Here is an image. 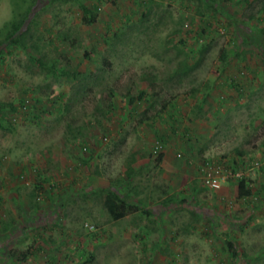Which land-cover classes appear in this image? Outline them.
I'll return each mask as SVG.
<instances>
[{
    "label": "rangeland",
    "instance_id": "374dc122",
    "mask_svg": "<svg viewBox=\"0 0 264 264\" xmlns=\"http://www.w3.org/2000/svg\"><path fill=\"white\" fill-rule=\"evenodd\" d=\"M209 1L0 0V264H264V0Z\"/></svg>",
    "mask_w": 264,
    "mask_h": 264
},
{
    "label": "trees",
    "instance_id": "16d2710c",
    "mask_svg": "<svg viewBox=\"0 0 264 264\" xmlns=\"http://www.w3.org/2000/svg\"><path fill=\"white\" fill-rule=\"evenodd\" d=\"M38 1L39 0H31L30 10L34 7V5ZM47 1L54 3V2H65L66 0H47ZM70 1H74L75 3H78V8L82 12L80 22L83 25L89 26L95 22V20H96V13H95L96 6L88 7L86 5L80 4L78 2V0H70ZM210 1L208 2L207 6L211 7L213 5V7L216 9L217 7H216L215 3H212L213 2L212 0H210ZM26 18H27V16H25L22 20L18 21L17 23L12 24L11 31L5 37V40H6V42H8V45L23 47V40L21 39L19 32L22 31L23 24H24V21L26 20ZM239 30L240 29L238 27H235V35L239 34ZM8 45H6V47ZM220 59H221L223 65H225L227 63L226 62L227 60H226V57L224 56V54L221 55ZM48 70L50 72H52L55 70V68L52 65L48 68ZM60 73H61V75L66 76V77L71 75V73H69L67 71H62ZM111 96H112V93L111 92L108 93V97L110 98ZM141 96H142V93H139L137 99L141 98ZM109 98H108V100H109ZM134 100L135 99L130 98L128 103L132 104L134 102ZM23 103H24V101H21L19 104L23 105ZM107 108H110V103L107 105ZM11 109L14 111L13 108H11ZM9 124L10 123H8L6 119L4 121L2 120V121H0V128L4 129V128L10 126ZM248 193L249 192L247 191V194ZM248 195H250V194H248ZM103 206H104L106 213L108 214V216L110 217V219L112 221L120 220V219L126 217L127 215H129L131 213H136L139 210L136 205L130 204L125 196H121L117 191L110 190V189L105 191ZM226 250L231 257L236 256V254L233 251V246L231 245V243H226ZM25 257H26V253L21 254L19 257H17L18 262L19 261L22 262L23 260H25Z\"/></svg>",
    "mask_w": 264,
    "mask_h": 264
},
{
    "label": "built area",
    "instance_id": "2783aa9c",
    "mask_svg": "<svg viewBox=\"0 0 264 264\" xmlns=\"http://www.w3.org/2000/svg\"><path fill=\"white\" fill-rule=\"evenodd\" d=\"M21 110L25 111L29 108L28 102L24 101L23 105H21ZM14 120V119H13ZM163 150V144L160 141H155L152 146L153 153H160ZM179 157V155H177ZM200 172L202 173V181L203 184L210 188L217 190L220 186L225 183L229 179L238 178L241 174L234 173L230 169H226L222 166H210L205 165L200 167ZM19 180H22L23 177L20 176ZM2 218L1 208H0V220Z\"/></svg>",
    "mask_w": 264,
    "mask_h": 264
},
{
    "label": "crops",
    "instance_id": "0c3cea01",
    "mask_svg": "<svg viewBox=\"0 0 264 264\" xmlns=\"http://www.w3.org/2000/svg\"><path fill=\"white\" fill-rule=\"evenodd\" d=\"M49 260V262L51 261V262H55V258L54 257H50V259H48Z\"/></svg>",
    "mask_w": 264,
    "mask_h": 264
}]
</instances>
